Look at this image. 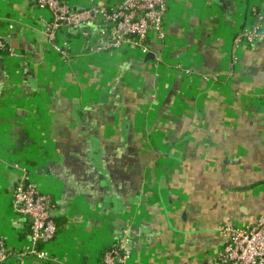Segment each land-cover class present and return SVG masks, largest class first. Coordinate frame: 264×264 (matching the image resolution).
I'll use <instances>...</instances> for the list:
<instances>
[{"label": "crops", "instance_id": "crops-1", "mask_svg": "<svg viewBox=\"0 0 264 264\" xmlns=\"http://www.w3.org/2000/svg\"><path fill=\"white\" fill-rule=\"evenodd\" d=\"M167 2L164 39L93 51L63 27L66 57L45 34L49 10L0 0L15 51H0L1 264H102L124 236L127 264H207L224 227L264 215V43H237L264 0ZM87 28L93 49L112 41L101 21ZM24 174L54 202L58 236L37 247L50 260L30 253L33 221L14 211Z\"/></svg>", "mask_w": 264, "mask_h": 264}, {"label": "built area", "instance_id": "built-area-1", "mask_svg": "<svg viewBox=\"0 0 264 264\" xmlns=\"http://www.w3.org/2000/svg\"><path fill=\"white\" fill-rule=\"evenodd\" d=\"M37 7L49 10L54 20L46 25L45 34L53 50L68 56L65 50L55 42L63 27L82 30L88 38V46L93 51H120L129 43L144 48V43L153 33L158 39H164V20L167 14V0H122L116 6L100 4L81 12L74 11L66 0H37ZM252 22L240 33L237 43L254 45L264 43V9L250 7ZM101 21V26L112 31V41L93 49L90 42L89 25ZM127 37V38H125ZM127 39V41H126ZM90 42V43H89ZM64 46V45H63ZM0 51L15 55L0 35ZM146 53V50H142ZM14 211L33 221L31 227V252L41 260H50L47 252L37 250L40 243L53 241L58 236V225L51 212L54 207L50 195L41 193L37 186L24 174L17 183L13 196ZM222 231L227 236L225 245L212 257L206 256L207 264H264V215L255 224L244 226H226ZM128 239L124 236L104 256V264H127L131 253L127 250ZM6 242L0 240V264L7 258Z\"/></svg>", "mask_w": 264, "mask_h": 264}, {"label": "trees", "instance_id": "trees-1", "mask_svg": "<svg viewBox=\"0 0 264 264\" xmlns=\"http://www.w3.org/2000/svg\"><path fill=\"white\" fill-rule=\"evenodd\" d=\"M58 233H59V231H58ZM109 250H107L106 252H104V255H103V263L102 264H104V256H105V254L108 252Z\"/></svg>", "mask_w": 264, "mask_h": 264}]
</instances>
